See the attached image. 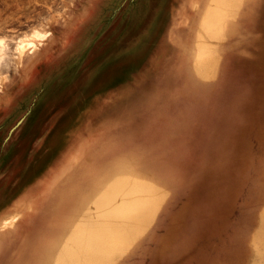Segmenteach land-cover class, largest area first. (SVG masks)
Returning <instances> with one entry per match:
<instances>
[{"label":"rangeland","instance_id":"374dc122","mask_svg":"<svg viewBox=\"0 0 264 264\" xmlns=\"http://www.w3.org/2000/svg\"><path fill=\"white\" fill-rule=\"evenodd\" d=\"M236 4L0 0L12 54L49 32L29 87L0 62V264H264V11Z\"/></svg>","mask_w":264,"mask_h":264},{"label":"bare ground","instance_id":"6f19581e","mask_svg":"<svg viewBox=\"0 0 264 264\" xmlns=\"http://www.w3.org/2000/svg\"><path fill=\"white\" fill-rule=\"evenodd\" d=\"M205 9H206V12H204L205 16H203L202 22H200V23H201V27L205 28V31L207 32V29L209 30L208 27L210 26V24L211 25L213 24L210 21H209V23L207 21V18H208V20H209V18H211V17H208V14H207L208 12L207 11L213 12L216 9L213 8V7H211V8L207 7ZM210 20H212V18ZM48 35H49L48 31L35 30L33 35H32V37L34 39H37V40L41 41L42 39L46 38ZM11 37L6 38V39L4 37H0V62H3L6 66H8V67L10 66V67H12L11 69L17 71V70L20 69V67L23 65L24 61L29 57V55H33V53L37 50V47H38L39 43H36L33 38H29L27 40H21V41L18 42V44L15 46V48H13L15 50V52H14L15 54H12V52L9 51L8 43H7V41L10 42L9 40H12ZM51 45H52V43H51ZM202 47L203 46H201L199 48L201 49ZM202 54H203V52L200 51V50H199V53H197V55H202ZM1 66H2V64H1ZM29 68H31V67L29 66ZM8 70H9V68H8ZM11 223L13 224L12 221H7V222L4 223L5 225L3 224V226H6L8 224L11 225Z\"/></svg>","mask_w":264,"mask_h":264},{"label":"crops","instance_id":"0c3cea01","mask_svg":"<svg viewBox=\"0 0 264 264\" xmlns=\"http://www.w3.org/2000/svg\"><path fill=\"white\" fill-rule=\"evenodd\" d=\"M237 1H238V4H236V11H245L246 9H248L245 7V4H247V5L252 4L254 6L252 9L255 11H259V12L264 11V0H247L248 3H246V0H237ZM205 5H208L207 2H205ZM205 8H207V7L205 6ZM205 8H204V11H206ZM31 56L32 55H29V57L24 61L23 65L20 67L22 69L21 75H23V77L15 85L16 87H19V88L22 87L20 90H23V88L29 87L28 84L31 83L29 77L32 75V72L37 68V66L44 65L42 63L43 61L36 62L34 65H32V67H31V65H28L27 62L29 61ZM49 56H52V55H43V57L40 56V58L38 60H45L44 62H46L48 60L47 57H49ZM25 66H28V67L23 68ZM29 66L31 68H29ZM10 96L4 97L5 98L4 100H6V102H7L8 100H10V98L14 99L13 94ZM23 96H31V100L36 101V99H37V101H40V102H45L49 98L47 90H43L41 92H38L37 96H36V90L33 88H28L27 90H24V94L21 95L20 97H23Z\"/></svg>","mask_w":264,"mask_h":264}]
</instances>
